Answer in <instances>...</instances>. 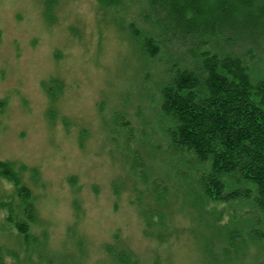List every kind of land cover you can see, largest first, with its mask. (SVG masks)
Returning a JSON list of instances; mask_svg holds the SVG:
<instances>
[{
    "label": "rangeland",
    "instance_id": "1",
    "mask_svg": "<svg viewBox=\"0 0 264 264\" xmlns=\"http://www.w3.org/2000/svg\"><path fill=\"white\" fill-rule=\"evenodd\" d=\"M147 11L144 0L113 6L105 0H0V160L25 167L22 182L36 208L30 227L36 240L25 242L2 207L11 201L16 205L20 197L13 182L0 177L3 264H110L103 246L115 243L116 233L138 264H264V238L238 239L228 252L201 248L188 235L191 214L177 205L173 230L185 233L179 240L160 242L144 235L145 223L131 202L137 181L125 161L127 154L130 162L133 157L125 147V129L107 134L105 122L123 113L133 128L130 144L146 157L147 142L136 143L141 131L167 144L156 128L161 114L157 86L173 59L160 53L145 63L131 37V27L141 34L156 32ZM190 45L175 39L171 44L177 55H187ZM254 49L246 61L260 78L264 40ZM54 80L63 88L51 96L43 84L54 85ZM165 172L155 169L158 176ZM249 202L219 203L218 209L227 211L223 222L235 213L260 214ZM254 228L264 231L260 221Z\"/></svg>",
    "mask_w": 264,
    "mask_h": 264
},
{
    "label": "trees",
    "instance_id": "2",
    "mask_svg": "<svg viewBox=\"0 0 264 264\" xmlns=\"http://www.w3.org/2000/svg\"><path fill=\"white\" fill-rule=\"evenodd\" d=\"M144 2L146 17L156 32L141 34L131 27L142 59L147 63L145 59L160 53L173 59L168 62L173 67L164 68L168 76H160L157 86L161 114L156 128L166 136L167 144L151 141L141 131L142 140L136 143L147 142L146 157L130 144L133 128L123 113L115 112L105 122L107 134L125 129V147L133 155L131 162L128 154L125 161L137 181L131 202L145 223L144 235L160 242L179 240L185 233L173 230V205H177L191 214L192 233L188 235H194L203 249L218 247L228 252L238 239L259 241L264 231L254 226L260 221L264 228V76L255 77L246 56H254V46L264 40V0ZM105 3L113 6L120 0ZM174 39L191 42L187 55H177L171 46ZM53 84H43L51 96L56 88H63L59 80ZM162 167L163 177L155 174ZM24 170V166L17 169L14 162L0 160V177L12 181L20 197L16 205L11 201L2 206L7 208V221L25 242H32L36 240L30 231L36 223V208L31 190L22 182ZM31 172L38 174L36 169ZM114 190L119 193L118 186ZM245 200L257 205L260 214L245 218L235 213L223 222L227 211L217 205ZM114 241L103 246L110 264H138L132 261L129 246L120 243L118 233Z\"/></svg>",
    "mask_w": 264,
    "mask_h": 264
}]
</instances>
